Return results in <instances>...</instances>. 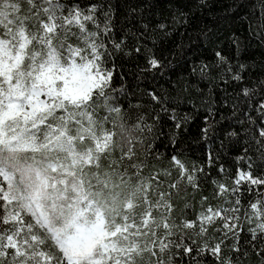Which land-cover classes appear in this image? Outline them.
I'll return each instance as SVG.
<instances>
[{"label":"snow or ice","instance_id":"snow-or-ice-1","mask_svg":"<svg viewBox=\"0 0 264 264\" xmlns=\"http://www.w3.org/2000/svg\"><path fill=\"white\" fill-rule=\"evenodd\" d=\"M216 7L0 0V264H264V0Z\"/></svg>","mask_w":264,"mask_h":264},{"label":"trees","instance_id":"trees-1","mask_svg":"<svg viewBox=\"0 0 264 264\" xmlns=\"http://www.w3.org/2000/svg\"><path fill=\"white\" fill-rule=\"evenodd\" d=\"M232 3H234V0H217V7L215 8V11L218 14L222 15L225 9ZM193 39H195V36L193 37ZM260 52L261 50L258 48H249L247 52L241 53V58L250 57L253 60H259L261 58ZM195 55L210 57L212 53L210 51H206L205 48L201 46L197 50ZM201 86L204 87L205 96L211 97L213 102L219 104V102L224 98V94L221 91V88H223L224 85H220L219 87L214 84ZM209 88L212 89L211 92H209ZM221 115L224 117L223 120H220ZM217 119L219 120V123L216 125L218 130L216 131L212 139L206 142L200 138V128L203 127V112L193 118L191 124L189 125L188 131L184 136V147L187 150L188 155L192 159L203 160L205 158V153L208 151V145L211 144L212 148H216L219 146L221 139H225V144L228 145L226 133L227 131H230L232 127H237V125H235L233 120L231 119V111L228 108H222L221 111L217 114ZM225 151L227 153V155L225 156L226 160H232L236 155V149L230 145L226 147ZM104 238V234H98L90 241L76 245L73 250L74 255H90L93 249L99 251L97 245H101Z\"/></svg>","mask_w":264,"mask_h":264}]
</instances>
